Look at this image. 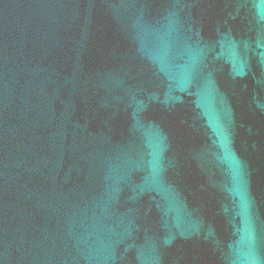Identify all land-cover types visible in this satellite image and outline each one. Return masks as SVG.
Masks as SVG:
<instances>
[{"label":"water","instance_id":"1","mask_svg":"<svg viewBox=\"0 0 264 264\" xmlns=\"http://www.w3.org/2000/svg\"><path fill=\"white\" fill-rule=\"evenodd\" d=\"M0 264H264V0H0Z\"/></svg>","mask_w":264,"mask_h":264}]
</instances>
